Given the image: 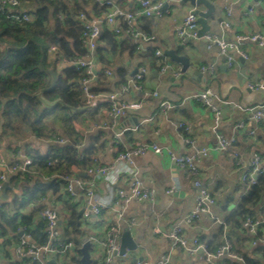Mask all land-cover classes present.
I'll use <instances>...</instances> for the list:
<instances>
[{"label":"crops","instance_id":"1","mask_svg":"<svg viewBox=\"0 0 264 264\" xmlns=\"http://www.w3.org/2000/svg\"><path fill=\"white\" fill-rule=\"evenodd\" d=\"M113 1L124 10L134 11L138 8L136 0ZM152 1H162L161 15L141 17L137 22L138 30L150 39L139 40L121 32L115 35V45L102 42L105 60L98 59L95 54L98 76L91 85L97 89V93L117 92L122 100L141 103V106L128 110L113 126L109 124L106 106H87L89 111L74 119L75 131L70 136L64 135L58 126L50 128L44 139L34 138L29 131L24 130L8 137L9 140L0 136V160L13 164L24 157L29 158L27 150L30 148H36L41 155H46L51 145H63L74 140L79 157L92 145L93 165L98 166L113 161L120 151L119 144L122 145V150L138 143L157 144L161 153L149 148L134 156L138 176L152 199L133 200L125 208L118 228V252L112 264H153L162 257L169 264H211L200 251L171 249L165 235L177 225H182L183 235L189 244L193 238H197L207 248H213L210 252L216 251L225 242L234 247L237 252L235 257L223 256L214 259L218 264H245L242 255L246 252L255 261L264 264V195L255 206L252 217L258 221L256 233L248 230L244 225L245 221L240 228H231L226 224L230 214L239 207L251 189V185L242 178V173L249 167L253 154L258 153L264 164V120L254 121L251 118L252 108L264 102V91L253 90L247 86V81L264 78V0H209L215 10L207 19L211 29L205 34L214 33L232 42H238L244 36H257L256 40L240 41V49L246 54L245 58L231 51L234 57L231 67L226 66L216 46L207 48L204 36L192 39L187 45L179 44L175 26L189 10L204 11L205 6H194L189 1L182 0ZM95 2L98 6L91 0L80 1V6L89 18L97 19L100 25L104 10L98 0ZM67 3L73 10L70 0ZM165 4L167 5L163 8ZM116 24L120 25V20ZM103 28L106 27L100 25V30ZM52 46L44 54L46 66L49 68L47 70L53 76H64V67L72 63L60 57L58 49H51ZM168 49L187 56L192 69L190 73L181 70L180 75L175 76L171 69L161 70L162 61L181 67L178 62L164 54ZM156 51L161 55H157ZM209 64L215 65L213 75L200 70L201 66ZM104 69L110 70L111 76L104 74ZM140 69L145 71L141 79L136 81L135 76ZM204 90L210 91L212 102L221 110L220 123L216 129L213 127L212 111L198 98V94ZM163 102L170 105L163 107ZM116 133H120L119 138L115 137ZM217 133L235 137L232 148H217ZM188 141H192L196 148H209L198 161L197 178L215 201L209 212H201L185 222L195 207V177L177 165L171 153L177 156L188 153L191 149ZM232 149L238 152L243 165L237 163ZM85 169L73 168L72 174L87 181L91 176L84 173ZM4 171L0 165V173ZM13 174L15 173L7 177L9 188L4 194L2 191L0 194L3 205L10 202L14 195L20 196L24 186H33L39 178L47 179L45 175H41L32 176L28 182H12L10 176ZM49 178H54V175ZM63 186L59 185L57 193L47 192L35 202L19 209L25 214L33 213L32 227L38 225L44 229L40 210L45 207L55 209L59 216L61 233L70 208L75 209L81 224L79 232L76 233L79 251L83 243L88 240L91 242V238L102 239L107 227L114 224L115 217L108 209H103L98 217H86L85 213L89 208L85 192L76 185L75 195H69ZM117 186L126 188V180L121 179ZM96 191L102 197L108 198V191L102 180L96 181ZM111 198L115 199L114 196ZM13 207L17 208L18 204L12 205ZM20 231L19 227L16 231L0 233V264H68L71 255L77 252L73 244L68 249L69 252L67 250L65 253L51 254L39 260L20 256L17 253L22 235H19ZM125 231L129 232L137 248L126 247L125 252L120 254V237ZM29 242L33 243L31 237ZM89 253L90 264L101 260V250L94 242H91ZM80 257L81 254L79 259Z\"/></svg>","mask_w":264,"mask_h":264},{"label":"trees","instance_id":"2","mask_svg":"<svg viewBox=\"0 0 264 264\" xmlns=\"http://www.w3.org/2000/svg\"><path fill=\"white\" fill-rule=\"evenodd\" d=\"M80 1L86 0H70L73 10L69 8L67 0H19V4L13 9L10 6L0 7L1 137L7 139L24 130L29 131L34 138L44 139L54 126H58L64 135L70 136L75 131L73 121L76 116L89 111L80 86L84 71L72 64L64 67V76H53L47 70L49 68L46 66L44 55L51 45L57 46L60 57L71 62L88 52L84 43L86 30L77 18L80 12L85 13ZM91 1L98 6L95 0ZM12 11L27 12L32 18L29 21L14 20L10 17ZM115 35L107 28L100 30L94 49L98 59L105 60L102 42L115 45ZM91 90L97 93L94 86H91ZM6 98L10 99L4 102ZM122 149L119 144L118 150ZM92 153L91 145L79 157L74 140L63 145H51L46 155H41L36 148L28 149L27 155L32 160L31 167L25 172H16L10 176V180L28 182L32 176L41 175H45L47 179L39 178L33 186H24L20 196L14 195L10 202L2 206L0 233L6 234L9 230L16 231L19 227H25L24 232L30 235L34 244L46 243L45 229L38 225L32 227L33 213H22L19 208L35 202L47 192L57 193L59 185H64L61 176L71 175L73 168H87L93 165ZM51 175H54V178H49ZM263 195L264 175H259L256 183L251 185L249 194L230 214L226 224L231 228H240L248 217H253L254 208ZM15 204H18V207H13V211L12 205ZM79 217L78 212L70 208L64 223L65 242L72 241L77 248L76 254L71 255L68 264H80V252L77 247L79 239L76 236L81 225ZM208 250L212 251L213 248L209 246ZM231 252L237 253L234 247H231ZM242 258L245 264H260L247 252Z\"/></svg>","mask_w":264,"mask_h":264},{"label":"built area","instance_id":"3","mask_svg":"<svg viewBox=\"0 0 264 264\" xmlns=\"http://www.w3.org/2000/svg\"><path fill=\"white\" fill-rule=\"evenodd\" d=\"M100 6L104 9V17L100 20V25H103L114 34H120L126 32L139 40H148L150 37L141 33L137 28V22L141 17H156L161 15L162 1L152 0H136L138 8L134 11L124 10L118 7L113 0H98ZM169 1V0H167ZM19 4V0H0V7L10 6L13 7ZM10 17L14 20L29 21L32 16L23 11H12ZM77 18L84 25L86 30L84 36V43L88 49V52L80 57L76 58L71 63L75 65L77 69L84 71V76L81 78V89L84 97L85 104L90 108H97L99 105H106L109 118V124L115 125L117 120L125 115L130 109H137L141 106V103H133L122 100L121 95L117 92L110 93H95L91 90V85L98 76V71L95 69V47L97 44V38L100 33L99 21L89 18L84 12H80ZM120 20V25L116 24V21ZM123 25L125 27L123 28ZM199 23L197 15L194 9L188 11L185 17L175 26V34L181 45H187L192 39L198 38ZM204 37L207 40V48L216 46L219 55L224 58L226 66L231 67L234 62V57L231 51L237 52L241 57H246V54L241 51L240 43L246 39L256 40L257 36L241 37L238 42L227 41L222 36L215 35L214 33L205 34ZM241 41V42H240ZM51 49L57 50V46L53 45ZM157 55H161L159 51H156ZM171 69L173 75L178 76L181 73L182 68L175 66L166 61L161 62V70ZM200 70L207 72L209 75L215 73V65L209 64L207 66H201ZM144 69H140L139 73L135 76L136 81L141 79L144 74ZM104 74L111 76V72L108 69H104ZM136 86V85H135ZM247 86L253 90L264 91V78L259 81H247ZM125 89V88H124ZM156 94V93H155ZM198 98L210 108L213 113L214 129H216L220 123L221 110L211 100V93L209 90H204L198 94ZM163 107H168V102L162 103ZM251 118L254 121L264 120V102L258 106L252 108ZM120 133H116L115 137L119 138ZM61 141V139H59ZM236 141L235 137H226L217 133L216 146L219 149L227 150L232 148V144ZM191 144V149L188 153L183 155H174L171 153V157L174 162L181 168L185 169L192 176H194V186L196 189L195 207L186 217L185 222L190 221L201 212H209L210 206L214 203L215 199L210 192L203 186L201 180L197 178L198 175V161L202 155L208 152V147L196 148L193 146L192 141H188ZM152 149L156 153H161V148L157 144H144L138 143L134 146L119 151L113 161L103 165H92L87 167L84 173L89 174L91 178L87 181L81 180L74 174L68 176H61L60 179L64 182V189L69 195H75V186L85 192L86 202L89 211L85 213V216L93 215L98 217L103 209H108L115 217L114 224L107 227L102 239L93 237L91 242H94L96 246H99L101 250V260L99 264H112L113 258L118 252L119 238V223L122 220L125 208L128 204L135 201L151 200L152 196L150 192L143 186V183L138 176L137 168L134 162V156L144 153L147 149ZM232 154L236 158L237 163L243 165V161L238 156V152L232 149ZM243 162V163H242ZM32 164V160L29 157H24L21 161H17L13 164H7L3 159L0 160V165L4 168V172L0 173V194L3 182L7 179L9 174L16 172H25ZM248 168L243 171L242 178L250 185L256 183L259 175H264V164H262L261 156L258 153H254ZM121 179H125L127 187L117 186ZM102 180L108 191V198L102 197L96 191V181ZM115 197L113 198L111 197ZM3 203L0 200V208ZM39 215L44 222L45 231L47 233V242L41 245L30 243V235L25 233V227H21L22 235L17 246V253L20 256L31 257L34 260L42 259L45 256L51 254L65 253L68 249L73 247L72 241L60 240L61 229L59 226V216L55 209L50 207L42 208ZM133 223V222H131ZM244 225L248 227V230L252 233H256V227L258 221L248 217ZM166 238L170 244L171 249H182L189 252L200 251L203 253V257L211 264H218L214 259H219L223 255L227 254L230 257L235 255L230 250V244L225 242L223 246L218 248L214 252H210L205 244L201 243L197 238H193L191 244H189L187 238L183 235L182 225H177L166 233ZM166 258L162 257L153 264H165ZM142 264V263H138Z\"/></svg>","mask_w":264,"mask_h":264},{"label":"water","instance_id":"4","mask_svg":"<svg viewBox=\"0 0 264 264\" xmlns=\"http://www.w3.org/2000/svg\"><path fill=\"white\" fill-rule=\"evenodd\" d=\"M185 1H189L191 5H194V6H198V5L205 6L206 9L204 11L199 10V9H194L195 14L197 15L198 23L200 25L198 29V36L199 37L204 36L205 33L211 29L210 25L208 24L207 19L214 12L215 10L214 5L210 3L209 0H182V2H185ZM166 5L167 4H165L163 8H165ZM164 54L168 56L171 60L178 62L181 65L182 71L187 72V73L191 72L192 69L189 67L188 58L183 53L178 54V53H175L173 49H168L164 52ZM8 181H9V178H7L2 184L1 191L3 194L5 193L6 189L9 188ZM21 234H22V231L19 232V235ZM64 239H65V235L64 233H61L60 240H64ZM222 243L224 244V240L222 241ZM126 247H128L129 249L137 248L136 242L132 240L128 231L123 232L120 237L119 253L123 254L125 252ZM90 249H91V242L89 240L83 243V245L79 248V252L81 254L80 264H90L91 263V257L89 253ZM223 256L230 257L227 254ZM157 258L158 256L156 257V259ZM156 259H154V261ZM165 264H169V263L166 261Z\"/></svg>","mask_w":264,"mask_h":264},{"label":"rangeland","instance_id":"5","mask_svg":"<svg viewBox=\"0 0 264 264\" xmlns=\"http://www.w3.org/2000/svg\"><path fill=\"white\" fill-rule=\"evenodd\" d=\"M95 250H96V249H95ZM95 250H94V251H95Z\"/></svg>","mask_w":264,"mask_h":264}]
</instances>
